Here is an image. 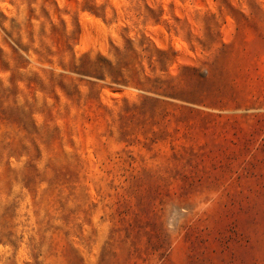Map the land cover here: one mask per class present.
<instances>
[{"label": "rangeland", "instance_id": "1", "mask_svg": "<svg viewBox=\"0 0 264 264\" xmlns=\"http://www.w3.org/2000/svg\"><path fill=\"white\" fill-rule=\"evenodd\" d=\"M0 264H264V0H0Z\"/></svg>", "mask_w": 264, "mask_h": 264}, {"label": "trees", "instance_id": "2", "mask_svg": "<svg viewBox=\"0 0 264 264\" xmlns=\"http://www.w3.org/2000/svg\"><path fill=\"white\" fill-rule=\"evenodd\" d=\"M190 71H193V73L195 75H197L198 78H196V81L194 83V85L190 86L189 92L191 94H193L194 96H197L198 99H190V101H199V102H203L205 104H210V105H214V104H219L222 102V91H220L219 89H215V88H207L204 86L205 83V76L199 74L198 69L196 68H186ZM167 81H163L162 83H166ZM182 85H180V83L175 84L173 82H167L165 87L162 86H155L153 87L155 90H162L163 92H165L166 94H172L174 92H177L178 90H182L181 89ZM142 102L139 105L135 106V109H137V111L142 112L144 110H148V109H153L156 111V107L157 105H173L175 107H177L178 109L181 110H190V111H198L201 112L200 110L191 108L187 105H177V104H173L170 101L164 100V99H160L158 97L155 96H151V95H144L142 96ZM200 98V99H199ZM146 110V111H147ZM145 113V111L143 112ZM159 114H162V116L164 118L168 117L171 112L169 110H163L161 111Z\"/></svg>", "mask_w": 264, "mask_h": 264}]
</instances>
